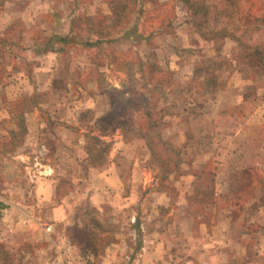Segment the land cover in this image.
<instances>
[{"label":"rangeland","instance_id":"1","mask_svg":"<svg viewBox=\"0 0 264 264\" xmlns=\"http://www.w3.org/2000/svg\"><path fill=\"white\" fill-rule=\"evenodd\" d=\"M132 1L0 0V264H260L261 225L248 231L239 212L244 226L229 225L226 209L247 201L241 182L219 184L264 145V66L201 36L177 0ZM239 12L255 25L246 40L263 43L264 0ZM111 109L123 130L99 119ZM143 111L168 117L183 148L171 178L135 138ZM257 159L251 189L264 183ZM205 226L238 243L204 249Z\"/></svg>","mask_w":264,"mask_h":264},{"label":"trees","instance_id":"2","mask_svg":"<svg viewBox=\"0 0 264 264\" xmlns=\"http://www.w3.org/2000/svg\"><path fill=\"white\" fill-rule=\"evenodd\" d=\"M135 1L133 0L132 2L135 4ZM177 1L187 10L188 14L194 16V25L201 36L207 38H228L239 48V52L237 53L239 58L254 56L258 59L259 65L264 66V42L251 43L250 40L252 37L246 40V33H249L251 27L255 25L251 23L245 25L244 28L242 27L243 22L239 12L240 0ZM128 4L122 3L120 8L127 7ZM111 10L114 15L120 12V9L116 10L114 6L111 7ZM255 20L257 21L259 19ZM118 22L119 19L117 20ZM101 40L102 38L98 37L95 41H89L87 44H97ZM115 93L117 99L124 101L123 91L117 90ZM123 104H116V109L122 108ZM111 110L112 114L108 113L99 119H102L103 122L108 120V118L110 120L115 118V109ZM116 115L120 116L118 113ZM141 118V121H138V125H136L133 132H135V138L143 142V147L146 149L148 155V165H152L158 170L160 179L173 177L182 170L181 166L184 163V152L183 148L174 142L170 132L166 133L167 131L163 128L168 117L163 119V116H155V114L149 111H143ZM111 124L114 126V129L120 128L123 130L121 123L117 119H113V123ZM105 132L102 131L101 136L108 135ZM174 136L176 137V134ZM93 139L100 144H104L100 138ZM87 152L92 164H96V160L100 156L99 152L96 153L95 149H88ZM6 208L7 205L0 199V217L4 214Z\"/></svg>","mask_w":264,"mask_h":264},{"label":"crops","instance_id":"3","mask_svg":"<svg viewBox=\"0 0 264 264\" xmlns=\"http://www.w3.org/2000/svg\"><path fill=\"white\" fill-rule=\"evenodd\" d=\"M250 118H256L255 112L253 114H251ZM259 118H261V123L264 125V114H263V116H259ZM248 122H249V120H248ZM246 142H247V140H246ZM244 146L242 148H244ZM260 154H262V155H260ZM257 157H263V159H264V145L261 147H256V150L254 151V153H252V155L250 156V159L236 158V163H233L232 165H236L237 167L231 168L230 170H224L223 172L221 171L224 174H223L222 180H221L222 183L220 181V184H219V186H220L219 192L224 193V192H226V190H228L227 183L229 181H232V183H233V181H235L234 184L238 183L237 186H239V183L241 182L240 191L242 192L244 189V191L247 195V201L244 202L246 204H244V206H242L241 210L240 209L237 210V208L234 207V209H230V210L226 209V212H227L228 216L233 219L232 221L229 222L230 226L232 225V223H233V226H235L236 228H241L244 226L243 223L238 224L235 221L234 216L230 215V214L236 215L237 212H239V217L242 219V221L245 222L246 229L248 231L250 230L251 232H253V230L255 228H257L258 225H261L260 228L262 227L264 229V183L260 187H257V188L254 187L251 189V186H249V184H250L249 179L246 178V181H247L246 182L244 177H243L244 171L245 170L249 171L248 170L249 167L255 169L256 166H259L260 162L258 161ZM262 164L264 165V160L262 161ZM217 172H218V170H217ZM223 178H224V180H223ZM263 180H264V177H263ZM221 185H222V188H221ZM223 186H225V187L223 188ZM248 187H250V188L248 189ZM233 190L236 193V195H238V194L240 195V192H238L237 189L233 188ZM255 190H257L258 192H261V190H262V193H259V195H257V199L255 196ZM253 192H254V194H253ZM259 197H260V199H259ZM259 200H261L262 203H259ZM3 215L0 217V225L2 224V222L4 220ZM204 233H205V236L203 237V239L201 241L202 247L204 249H208L211 246H215L216 250L218 249L217 250L218 254H222V247H224V246H230L231 247L233 244L238 243L237 241L236 242H233V241H224L223 242L221 240H216V238H213L211 236V234L209 233V229L207 226L204 227ZM240 245H241V243H240ZM205 254H207V253H205ZM218 254L215 255V257H216L215 259H218V258L221 259L222 258L221 255H218ZM208 255L209 254H207V256ZM217 256H218V258H217ZM262 256H263V258H262L260 264H264V253ZM252 262H253V264L255 263L254 258L252 259Z\"/></svg>","mask_w":264,"mask_h":264}]
</instances>
